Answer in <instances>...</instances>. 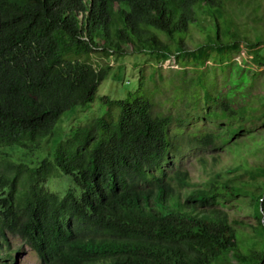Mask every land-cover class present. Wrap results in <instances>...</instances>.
Listing matches in <instances>:
<instances>
[{
  "label": "trees",
  "instance_id": "1",
  "mask_svg": "<svg viewBox=\"0 0 264 264\" xmlns=\"http://www.w3.org/2000/svg\"><path fill=\"white\" fill-rule=\"evenodd\" d=\"M262 1L0 0V237H19L41 264H214L230 257L264 264V163L248 164L235 147L232 168L219 167L207 187L182 196V171L168 180L150 171L170 150L169 127L181 120L153 114L147 93L99 97L112 116L76 127L34 165L26 162L61 113L93 102L110 66H96L92 53L202 68L209 55L219 67L232 53L245 61L244 47L248 62L264 66V23L245 18ZM252 73L239 67L228 96H213L199 81L200 97L216 102V116L231 124L250 120L262 108L250 95ZM214 138L202 134L195 142ZM6 150L26 159L13 160ZM53 168L72 182L61 196L44 187ZM220 197L247 202L262 240L247 246L241 221L202 207Z\"/></svg>",
  "mask_w": 264,
  "mask_h": 264
},
{
  "label": "rangeland",
  "instance_id": "2",
  "mask_svg": "<svg viewBox=\"0 0 264 264\" xmlns=\"http://www.w3.org/2000/svg\"><path fill=\"white\" fill-rule=\"evenodd\" d=\"M245 14L249 22L256 27L261 26L259 24L264 23V0L256 13L246 11ZM244 50L242 47L240 55L247 58L245 61H241L236 53H232L231 60L219 67L213 65V55H209L202 68L195 67L194 64L179 68L176 59L159 63L156 57L144 54L105 59L99 53H92L91 58L96 66L104 62H108L110 66L107 76L97 85L93 102L72 107L61 113L51 137L43 139L38 150L27 159L19 156L17 151H6L11 159H26V162L34 165L49 153L57 142L69 137L76 127L90 125L98 116L114 114L113 108L100 105L99 97L106 96L109 100L126 97L133 100L147 93L153 101V114L170 113L181 120L169 127L170 150L157 167L150 171L164 180H168L174 171H182L187 184L178 188L182 196L190 189L207 187L208 181L214 178L213 173L219 167L223 166L227 170L232 168L238 160V154L233 151L235 147L239 148V154L243 155L248 164L264 163V66L256 67L253 62H248L250 56L244 55ZM260 54L264 56V44L260 46ZM246 61L247 67H244ZM241 66L253 71L250 95L257 98L262 108L250 120H236L231 124L216 116V102H203L197 82L207 86L213 96H228L236 91L233 85L237 81ZM124 80L131 84H124ZM202 134H212L215 138L212 143L199 145L195 139ZM51 175L44 185L49 192L61 196L72 186L70 178L56 169L53 168ZM241 175L247 178L246 175ZM223 178L224 176H221L217 179ZM170 183L176 185L173 181ZM208 206L219 207L225 210L232 220L241 221L242 225L238 227L243 230L242 241L247 246L262 240L263 236L259 232L253 211L241 197L208 200L202 207ZM0 264L41 262L36 253L19 237L5 232L3 237H0ZM214 264L236 263L230 257L223 263Z\"/></svg>",
  "mask_w": 264,
  "mask_h": 264
}]
</instances>
